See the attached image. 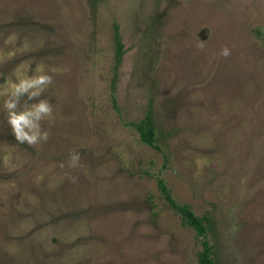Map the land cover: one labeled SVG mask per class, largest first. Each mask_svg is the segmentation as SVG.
<instances>
[{
    "label": "rangeland",
    "instance_id": "obj_1",
    "mask_svg": "<svg viewBox=\"0 0 264 264\" xmlns=\"http://www.w3.org/2000/svg\"><path fill=\"white\" fill-rule=\"evenodd\" d=\"M40 74L47 142L0 95V264H199L160 179L216 264H264V0H0V93Z\"/></svg>",
    "mask_w": 264,
    "mask_h": 264
},
{
    "label": "clouds",
    "instance_id": "obj_2",
    "mask_svg": "<svg viewBox=\"0 0 264 264\" xmlns=\"http://www.w3.org/2000/svg\"><path fill=\"white\" fill-rule=\"evenodd\" d=\"M220 54L226 58L230 55V50L224 47ZM53 82V77L47 74L25 76L11 83L8 90L0 93L5 97L3 109L7 123L19 144L31 147L49 139L48 132L41 129V121L52 115V104L48 100H39L34 104H29L28 101L39 98ZM25 96L27 100L21 105V98ZM69 160V167H77L80 154H70Z\"/></svg>",
    "mask_w": 264,
    "mask_h": 264
},
{
    "label": "trees",
    "instance_id": "obj_3",
    "mask_svg": "<svg viewBox=\"0 0 264 264\" xmlns=\"http://www.w3.org/2000/svg\"><path fill=\"white\" fill-rule=\"evenodd\" d=\"M123 56V46L120 43L119 39L117 40V61L120 62ZM131 126L135 127L136 130L140 133L143 143L146 145L157 148L155 145V131L152 120L146 118L140 122H131ZM160 188L165 195L166 199L169 201V204L183 216L185 222L192 227L202 239V251L199 254V264H216L212 255L213 249L207 239V233L209 229V220L207 217L197 216L192 209L187 205H179L173 200L169 189L164 184L163 179L158 180Z\"/></svg>",
    "mask_w": 264,
    "mask_h": 264
}]
</instances>
